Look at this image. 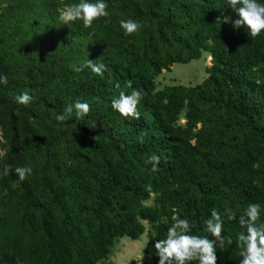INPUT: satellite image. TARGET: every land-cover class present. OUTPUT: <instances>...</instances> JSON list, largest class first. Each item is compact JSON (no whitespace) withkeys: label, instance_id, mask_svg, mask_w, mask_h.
<instances>
[{"label":"trees","instance_id":"16d2710c","mask_svg":"<svg viewBox=\"0 0 264 264\" xmlns=\"http://www.w3.org/2000/svg\"><path fill=\"white\" fill-rule=\"evenodd\" d=\"M14 1L0 19V74L8 77L0 108L10 127L0 169L33 171L22 182L14 172L0 176V264H100L116 238L138 240L144 221L155 229L146 254L158 264L153 241L173 210L212 238L202 224L212 208L237 213L225 220L217 264H238V217L249 202L264 205V31L252 37L224 22L236 15L225 0H108L109 22L90 28L61 24L57 0ZM129 18L142 26L125 35L119 21ZM203 51L212 60L203 82L156 90L164 68ZM88 58L105 65L102 74L85 66ZM129 82L142 92L139 119L111 107ZM22 91L33 95L29 105L16 103ZM76 99L90 112L57 121ZM154 153L156 172L145 164Z\"/></svg>","mask_w":264,"mask_h":264},{"label":"clouds","instance_id":"9594fccd","mask_svg":"<svg viewBox=\"0 0 264 264\" xmlns=\"http://www.w3.org/2000/svg\"><path fill=\"white\" fill-rule=\"evenodd\" d=\"M225 5L235 13V18L224 17V22L230 23L234 29L241 27L252 37H256L264 31V0H225ZM108 0H73L72 3L57 9V19L61 24L70 25L74 21H80L85 28H90L95 20H110ZM220 21V20H219ZM221 23V21H220ZM120 28L125 35H130L140 29L141 22L135 19H120ZM85 66L97 74H102L104 64L94 63L92 59L84 62ZM80 70V69H77ZM8 77L0 74V84H6ZM119 88V85H117ZM129 92L120 91L111 99V107L121 116L140 118L138 105L142 99V92L132 88L129 82ZM16 103L29 105L34 100L29 91H22L14 97ZM90 112V104L86 100L76 99L68 103L62 112L55 114L57 121H65L72 118L81 119ZM161 156L157 153L149 156L145 164L151 165V171L156 172L160 165ZM33 169L28 165L16 166L14 169L6 165L0 169V176H7L14 172L19 181H24ZM15 187V185H13ZM264 205L259 202H249L238 217L241 231L235 235V244L239 250L238 264H264ZM237 220V213L230 208H225L221 213L216 208L210 210V214L203 219V232L208 235L193 233L194 222L188 217L181 216L173 210L170 217V226L166 234L159 239H154L153 247L158 255V264H217V249L223 247L225 236V220ZM155 235V234H153ZM228 244L233 243V237H227Z\"/></svg>","mask_w":264,"mask_h":264},{"label":"rangeland","instance_id":"374dc122","mask_svg":"<svg viewBox=\"0 0 264 264\" xmlns=\"http://www.w3.org/2000/svg\"><path fill=\"white\" fill-rule=\"evenodd\" d=\"M56 3V0H47ZM73 0H57L56 5L62 7L64 5L70 4ZM14 0H0V19L10 7H13ZM27 45L28 41L25 40ZM7 47L4 51L9 50L10 44L7 43ZM17 44L15 41L11 46ZM43 49H46L45 44L42 45ZM209 53L203 51L199 59L191 60L188 63H173L169 70L163 69L162 72L155 77V87L156 90L164 89L167 86L173 85H183L187 87H193L204 81L208 77L206 68L212 64V60L208 59ZM56 70L45 64L43 68L44 74H47L51 77L52 73H55ZM260 80L264 81V66L263 69L258 72ZM16 116L19 120L26 119V116L19 112L15 111ZM185 110L180 114L178 124H186ZM199 127V124H198ZM10 132V127L8 124L7 114L0 108V160L6 159L7 147H8V134ZM2 166V165H1ZM2 177V176H1ZM3 178V177H2ZM254 184H258L256 181ZM148 205L154 203V196L146 202ZM2 206V204H0ZM0 209V213L2 211ZM146 226L145 232L141 235L138 240H132L128 236L118 237L115 240L114 246L111 253L101 261L100 264H151L152 258L146 254V244L149 239V236L155 232L154 226L149 222H143Z\"/></svg>","mask_w":264,"mask_h":264},{"label":"bare ground","instance_id":"6f19581e","mask_svg":"<svg viewBox=\"0 0 264 264\" xmlns=\"http://www.w3.org/2000/svg\"><path fill=\"white\" fill-rule=\"evenodd\" d=\"M208 59H211V56L209 55Z\"/></svg>","mask_w":264,"mask_h":264}]
</instances>
